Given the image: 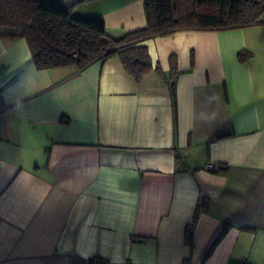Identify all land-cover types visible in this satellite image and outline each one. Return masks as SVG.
Returning <instances> with one entry per match:
<instances>
[{"label":"crops","instance_id":"1","mask_svg":"<svg viewBox=\"0 0 264 264\" xmlns=\"http://www.w3.org/2000/svg\"><path fill=\"white\" fill-rule=\"evenodd\" d=\"M58 2L113 39L146 26L144 0ZM142 44L136 81L0 38V264H264V26Z\"/></svg>","mask_w":264,"mask_h":264},{"label":"trees","instance_id":"2","mask_svg":"<svg viewBox=\"0 0 264 264\" xmlns=\"http://www.w3.org/2000/svg\"><path fill=\"white\" fill-rule=\"evenodd\" d=\"M144 16V28L113 39L102 19L74 18L58 0H0V38L25 39L37 69L76 65L81 70L95 59L115 57L140 81L153 68L143 41L179 31L264 26V0H144ZM250 55L242 50L237 58L243 62ZM175 73L171 56L170 80ZM170 87L174 95V84Z\"/></svg>","mask_w":264,"mask_h":264},{"label":"built area","instance_id":"3","mask_svg":"<svg viewBox=\"0 0 264 264\" xmlns=\"http://www.w3.org/2000/svg\"><path fill=\"white\" fill-rule=\"evenodd\" d=\"M74 56H76V54H74ZM78 70H80V69L78 68ZM205 168L210 169L212 171H218V166L216 164H212V163H206ZM198 203L201 204L202 200L199 199ZM194 226H195V219L189 218L185 224L186 232L190 233L191 230L194 228ZM92 264H97L95 259L92 260ZM240 264H248V259L246 256L241 258Z\"/></svg>","mask_w":264,"mask_h":264}]
</instances>
